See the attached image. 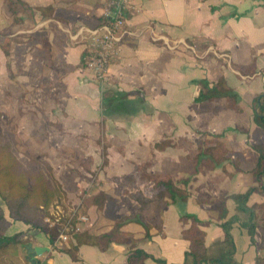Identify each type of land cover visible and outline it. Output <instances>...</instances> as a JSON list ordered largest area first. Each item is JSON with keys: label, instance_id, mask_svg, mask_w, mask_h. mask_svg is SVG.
Returning <instances> with one entry per match:
<instances>
[{"label": "crops", "instance_id": "crops-1", "mask_svg": "<svg viewBox=\"0 0 264 264\" xmlns=\"http://www.w3.org/2000/svg\"><path fill=\"white\" fill-rule=\"evenodd\" d=\"M109 1L0 0L1 128L13 152L20 146L16 157L45 161L59 188L38 215L53 241L3 207L5 236L19 234L1 242L8 263L129 264L140 249L188 264L194 229L208 257L226 260L230 240L234 264H255L260 243L236 196L258 184L254 146L264 145L256 118L264 95V0H131L100 86L84 67L91 40L81 29L98 27ZM200 81L221 82L227 94L196 101ZM210 141L226 148L219 162L200 152ZM162 177L185 199L166 192L153 198V179ZM136 191L152 197L142 210L129 195ZM258 198L262 191L252 192L246 205ZM135 216L147 227L135 219L116 224ZM102 234L111 236L100 245ZM27 245L45 250L32 257ZM72 246L76 259L65 250Z\"/></svg>", "mask_w": 264, "mask_h": 264}, {"label": "trees", "instance_id": "trees-1", "mask_svg": "<svg viewBox=\"0 0 264 264\" xmlns=\"http://www.w3.org/2000/svg\"><path fill=\"white\" fill-rule=\"evenodd\" d=\"M202 84V91L195 98L196 101H202L206 99H211L213 97H219L222 94L226 93L224 88H222V83L218 82L215 87H209L207 82L200 81ZM222 93V94H221ZM227 94V93H226ZM233 96L232 93H229ZM108 103L107 97L103 96L102 104L105 105ZM258 109L256 111V118L262 126H264V95L261 94L257 100ZM208 143V142H207ZM209 143H214L207 147L200 145V152L204 154H209L214 157L215 162H219L224 158L226 153L225 146L218 141H210ZM205 144V143H203ZM159 146V145H158ZM254 149L258 152V162L255 171L256 179L258 184L251 187L243 194L236 196V199L239 201L240 206L239 210L243 211L246 215V224L251 238L253 239L254 232L256 231V226L254 223L255 211L254 205L247 206L246 202L249 195L254 191H264V145L263 146H254ZM40 164L42 169H30V166L35 164ZM50 179V166L42 160H38L34 157H29V160L26 164H23L14 154L12 150V143L7 137L3 134L1 128V117H0V264H9L5 254L6 246L1 242L10 243L11 241L17 240L19 234L11 237L5 236V230L9 225V220L5 216L3 207L5 206L8 211V216L12 220H21L28 223L31 227L38 228L42 231L49 232L50 240H54L53 232L50 231L45 225L41 224L38 221V215L41 211V207H46L53 200L54 194L59 191L58 185L52 186L49 182ZM154 180L152 197L160 199L163 195L162 192L168 193L170 198L174 201L175 198L179 197L180 199H185L186 195L181 192L179 188L175 186L172 180L168 178H156ZM132 198L137 200L140 204V209H144L150 198H146L139 191L132 192L129 194ZM96 196V195H95ZM92 200H95L93 197ZM254 206V207H253ZM256 207L262 208L264 210V201L260 204H257ZM187 215V214H186ZM193 217V222L195 223L197 218ZM135 219L142 223L144 227H147L145 221H141L136 216L133 218H122L116 224L117 226L125 220ZM193 228V226L191 227ZM222 228L227 233V223L222 224ZM263 231V230H262ZM146 231V236H148ZM110 234H102L98 237V243L101 245L104 238L110 237ZM76 244H81L84 241V234L81 237L78 235L75 236ZM188 238L190 242L195 244V249L185 252V257H190V263L188 264H234L232 261V250L233 244L230 240L226 242L229 249L227 251V259L219 260L215 258L208 257L206 254V248L201 239V232L198 230L190 229ZM263 242H264V232H263ZM66 252L70 255L72 259H76L75 247H70L65 249ZM150 257L155 260L158 264H174L166 263L164 260L154 258L151 255L143 252L138 249L136 252H133L129 256V264H145L144 258ZM186 264V263H180ZM255 264H264V256H257L255 258Z\"/></svg>", "mask_w": 264, "mask_h": 264}, {"label": "built area", "instance_id": "built-area-1", "mask_svg": "<svg viewBox=\"0 0 264 264\" xmlns=\"http://www.w3.org/2000/svg\"><path fill=\"white\" fill-rule=\"evenodd\" d=\"M131 0H110L103 11V20L98 27L82 28L90 36V47L83 56L84 67L91 70L95 80L104 86L109 78V65L117 52L121 35L125 32V18ZM85 220V216H80ZM69 236L58 233V239L66 242Z\"/></svg>", "mask_w": 264, "mask_h": 264}, {"label": "rangeland", "instance_id": "rangeland-1", "mask_svg": "<svg viewBox=\"0 0 264 264\" xmlns=\"http://www.w3.org/2000/svg\"><path fill=\"white\" fill-rule=\"evenodd\" d=\"M0 117H1V114H0ZM2 132H3V129H2ZM3 134L5 135L4 132H3ZM16 149L17 150H14V152H17L18 154H20V146H16ZM38 160H40V159H38ZM33 167H34V169L35 168L42 169V167H41V165L39 163L33 165ZM262 193H263V199L261 200L260 198H258L259 201L256 200L255 202L252 203V205L255 206V208H254V211H255L254 223H255V226H256L255 234L258 236V240H259L260 248H261V254L258 255V256H264V242H263V239H262L263 232H264V210H262V208L256 207L257 204H260L261 202L264 201V191ZM55 196H57V192H56V194H54V197Z\"/></svg>", "mask_w": 264, "mask_h": 264}, {"label": "water", "instance_id": "water-1", "mask_svg": "<svg viewBox=\"0 0 264 264\" xmlns=\"http://www.w3.org/2000/svg\"><path fill=\"white\" fill-rule=\"evenodd\" d=\"M27 250L30 253V255L32 257H34L37 254H40L41 252H43L45 249L44 248H38V247H32V246H28L27 245ZM33 258H31L32 260Z\"/></svg>", "mask_w": 264, "mask_h": 264}]
</instances>
